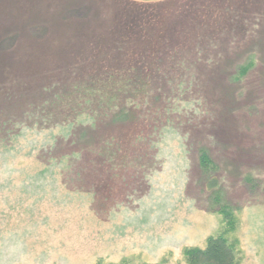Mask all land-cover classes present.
I'll return each instance as SVG.
<instances>
[{"label": "rangeland", "instance_id": "obj_1", "mask_svg": "<svg viewBox=\"0 0 264 264\" xmlns=\"http://www.w3.org/2000/svg\"><path fill=\"white\" fill-rule=\"evenodd\" d=\"M118 70L133 116L61 112ZM225 206L264 264V0H0V264H188Z\"/></svg>", "mask_w": 264, "mask_h": 264}, {"label": "trees", "instance_id": "obj_2", "mask_svg": "<svg viewBox=\"0 0 264 264\" xmlns=\"http://www.w3.org/2000/svg\"><path fill=\"white\" fill-rule=\"evenodd\" d=\"M129 1L137 4L161 0ZM131 66L133 65L128 67ZM122 70L108 74L103 81L95 79L87 83L81 88V93H78L76 98H72L70 94L60 96L58 98L59 109L67 116L74 114L80 119L84 117L85 119L79 122L81 125L89 123L96 116L99 120L106 119L110 114L113 117L116 112L120 120L133 116L141 108L137 103L145 104L151 100V96L146 94L145 89L140 90V85L135 88L136 76L129 75L124 81L119 82L118 80L122 78ZM94 115L96 116L93 117ZM83 153L82 150L77 151V154L82 155ZM105 154L109 159L112 158V145L107 147ZM201 165L205 169L209 166L213 167L210 157L205 152L201 154ZM220 214L224 220L223 231L209 238L205 248L186 249L184 257L188 264H240L239 241L231 240L229 237L236 231L237 219L228 206L222 207Z\"/></svg>", "mask_w": 264, "mask_h": 264}]
</instances>
